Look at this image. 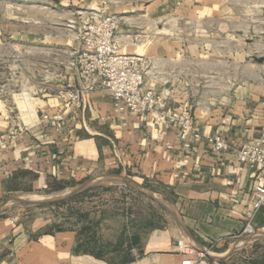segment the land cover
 I'll return each instance as SVG.
<instances>
[{
  "label": "crops",
  "instance_id": "obj_1",
  "mask_svg": "<svg viewBox=\"0 0 264 264\" xmlns=\"http://www.w3.org/2000/svg\"><path fill=\"white\" fill-rule=\"evenodd\" d=\"M110 11L120 20L121 51L150 62L145 87L165 96L169 107L188 108L201 138L183 141L178 128L155 115L119 113L74 67H59L54 94L46 87L23 92L22 107L15 96L0 100V136L18 132L0 145V203L122 178L158 197L167 225L125 244L128 259L111 263L78 252L71 230L40 233L2 219L0 264H180L179 241L210 249V262L225 263L236 242L249 243L247 223L264 231V207L254 213L250 205L264 171L214 154L207 141L219 135L232 147L264 145V69L257 80H233V1L138 0ZM76 88L85 90L79 108L66 95ZM56 114L63 120H42Z\"/></svg>",
  "mask_w": 264,
  "mask_h": 264
},
{
  "label": "rangeland",
  "instance_id": "obj_2",
  "mask_svg": "<svg viewBox=\"0 0 264 264\" xmlns=\"http://www.w3.org/2000/svg\"><path fill=\"white\" fill-rule=\"evenodd\" d=\"M136 1L0 0L2 103H9L12 96L17 98L23 92L37 93L42 87L54 94L55 85H59L55 70L73 67L81 49V15L103 6L107 13L115 15L110 11L111 5ZM232 1L233 80L243 81L251 76L257 80L264 65L255 63L251 56L264 55V0ZM16 101L21 106V99ZM130 183L102 179L64 199L59 198L76 187L6 197L1 203L12 198L25 201L9 202L0 208V220H13L28 231L38 229L40 233L71 230L76 233L78 252L111 263L123 262L128 259L125 244L144 239L150 231L167 225V211L158 197ZM260 230L253 227L249 243L241 248L242 240L236 242L231 260L220 264H264V231Z\"/></svg>",
  "mask_w": 264,
  "mask_h": 264
},
{
  "label": "built area",
  "instance_id": "obj_3",
  "mask_svg": "<svg viewBox=\"0 0 264 264\" xmlns=\"http://www.w3.org/2000/svg\"><path fill=\"white\" fill-rule=\"evenodd\" d=\"M81 23V49L72 66L82 83L107 95L119 113L155 115L165 125L178 128L183 141L188 138L198 141L201 138L188 108L169 107L165 96L158 94L152 87H145V75L150 62L142 54L121 51L118 40L120 20L116 15L107 13V8L103 6L84 12ZM84 92L80 88L67 91L66 95L72 106H82ZM42 120L46 123L60 122L63 116L43 115ZM17 134V130L13 129L6 137L0 136V145L5 140L13 141ZM207 141L214 154H229L240 163L255 165L264 171L262 143L243 141L237 147H232L219 135L210 136ZM184 146L190 145L185 143ZM250 205L254 213L264 207V185L254 188ZM252 231L251 224L247 223L244 233L251 234ZM177 247L183 257L180 264H218L209 261L210 249L198 250L182 241L177 243Z\"/></svg>",
  "mask_w": 264,
  "mask_h": 264
},
{
  "label": "water",
  "instance_id": "obj_4",
  "mask_svg": "<svg viewBox=\"0 0 264 264\" xmlns=\"http://www.w3.org/2000/svg\"><path fill=\"white\" fill-rule=\"evenodd\" d=\"M251 58H252V60L255 62V63H257V64H262V65H264V55H262V56H258V57H256V56H251ZM117 180L118 181H121V182H123V183H127V184H131L129 181H127V180H125V179H122V178H117ZM98 181H101V180H96V181H90V182H87V183H85V184H83V185H80V186H78V187H76L75 189H73L70 193H68L67 195H65V196H63V197H61V198H59V199H64V198H68V197H71V196H73V195H76V194H78L79 192H81V191H83V190H85V189H87L88 187H91V186H93V185H95ZM58 199V200H59ZM13 201H25L23 198H12V199H10L8 202H3V203H1L0 204V208H2L3 206H5L7 203H9V202H13ZM51 201H55V200H44L43 202H51ZM162 204V203H161ZM163 205V204H162ZM255 237H257V236H255Z\"/></svg>",
  "mask_w": 264,
  "mask_h": 264
}]
</instances>
